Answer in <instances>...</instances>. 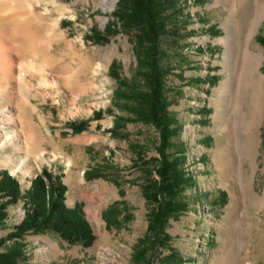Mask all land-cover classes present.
I'll return each mask as SVG.
<instances>
[{
    "label": "rangeland",
    "instance_id": "374dc122",
    "mask_svg": "<svg viewBox=\"0 0 264 264\" xmlns=\"http://www.w3.org/2000/svg\"><path fill=\"white\" fill-rule=\"evenodd\" d=\"M30 3L43 16L34 31L46 43L37 59L48 81L40 85L38 72L23 69L31 60L26 51L13 54L9 68L0 64V169L18 177L23 190L44 166L61 173L65 203L82 205L95 238L90 245L70 243L53 230L6 238L24 214L19 199L0 223L6 238L0 252L15 249L14 264H142L135 260L141 248L153 264H264V108L259 144L241 163L220 95L235 44L241 53L253 32L251 14L234 17L230 0H172L165 8L157 62L176 125L167 151L185 150L194 182L180 194L185 207L169 218L166 240L141 246L151 207L142 183L160 135L152 123L127 120L125 102L115 98L118 79L135 74V30L115 16L118 0ZM262 39L264 17L250 43L263 56L264 76ZM20 72L33 84L28 100L21 98ZM81 119L85 124L74 129ZM28 133L38 135L37 146L26 147Z\"/></svg>",
    "mask_w": 264,
    "mask_h": 264
},
{
    "label": "trees",
    "instance_id": "16d2710c",
    "mask_svg": "<svg viewBox=\"0 0 264 264\" xmlns=\"http://www.w3.org/2000/svg\"><path fill=\"white\" fill-rule=\"evenodd\" d=\"M172 0H118L114 11L121 26L135 30V54L137 59L133 78H119L115 98L125 102V118L130 121L152 123L158 127L160 144L158 156L154 157L152 167L142 183V193L151 205L147 214V228L140 239L141 246L148 243L161 245L168 237L165 226L171 216L185 207L180 194L187 185L193 184L191 173L185 170V150L168 152L171 136L176 125L170 118L168 102L163 92V72L157 62V44L163 32L164 11ZM264 43V39L262 41ZM99 110L93 115L99 116ZM86 119L72 123L80 130ZM153 160V159H152ZM154 171L157 177L152 175ZM61 173H53L47 166L31 178L23 190L18 177L7 169H0V223L7 217V206L23 200L24 214L7 233L6 238H22L28 231L53 230L68 242H81L90 245L95 238L92 227L80 203L68 206L64 201L65 183ZM3 239V241L6 240ZM176 255L175 251H170ZM15 249L0 252V264H14ZM135 260L142 264H153L146 257L145 249H138ZM57 264V263H50Z\"/></svg>",
    "mask_w": 264,
    "mask_h": 264
},
{
    "label": "bare ground",
    "instance_id": "6f19581e",
    "mask_svg": "<svg viewBox=\"0 0 264 264\" xmlns=\"http://www.w3.org/2000/svg\"><path fill=\"white\" fill-rule=\"evenodd\" d=\"M230 1L231 13L234 17L245 19L248 13L251 14L250 20L254 32L264 17V0ZM34 7L36 6L34 5ZM34 7L30 0H0V21L3 23L0 26V64L9 68L11 66L9 58L13 54L26 51L32 61H26L23 69L30 71L32 68L33 72H38L39 84L46 85L48 80L44 73V64L37 59L42 55L45 47L43 42L45 43V41L40 39L41 34L36 35L34 31V26L42 22L43 16L35 11ZM253 32L247 36L246 45L244 49H241V53L235 44L232 59L227 61V64L231 66V75L223 83L220 91V95L225 96L229 106V113L227 117H224L223 122L227 123L228 118L232 115V131L235 134L236 150L241 163L248 158L252 149L257 148L260 141L259 126L263 119L264 90L262 81L264 76L259 71L263 56L261 52H255L250 48ZM225 41L230 42L228 38ZM27 79L21 75V72L19 73V87L23 90L21 98L26 100L33 89V84ZM24 112L22 111V114ZM5 116L12 117L10 112ZM224 126L227 127L226 124ZM29 138V141L25 142L27 148L37 146L40 142L36 134H30ZM4 139L12 141L9 134ZM14 145L16 149L20 148V144Z\"/></svg>",
    "mask_w": 264,
    "mask_h": 264
}]
</instances>
